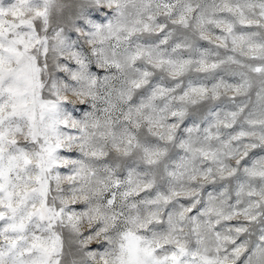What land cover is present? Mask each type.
Segmentation results:
<instances>
[{
    "label": "clouds",
    "instance_id": "9594fccd",
    "mask_svg": "<svg viewBox=\"0 0 264 264\" xmlns=\"http://www.w3.org/2000/svg\"><path fill=\"white\" fill-rule=\"evenodd\" d=\"M0 264H264V0H0Z\"/></svg>",
    "mask_w": 264,
    "mask_h": 264
}]
</instances>
